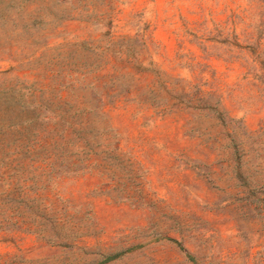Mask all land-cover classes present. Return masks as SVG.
<instances>
[{"label":"rangeland","instance_id":"1","mask_svg":"<svg viewBox=\"0 0 264 264\" xmlns=\"http://www.w3.org/2000/svg\"><path fill=\"white\" fill-rule=\"evenodd\" d=\"M0 264H264V0H0Z\"/></svg>","mask_w":264,"mask_h":264},{"label":"trees","instance_id":"2","mask_svg":"<svg viewBox=\"0 0 264 264\" xmlns=\"http://www.w3.org/2000/svg\"><path fill=\"white\" fill-rule=\"evenodd\" d=\"M82 150L84 151L85 149H82ZM78 161H80V160L78 158H75L73 161H71L70 166H76L78 164L77 163Z\"/></svg>","mask_w":264,"mask_h":264}]
</instances>
